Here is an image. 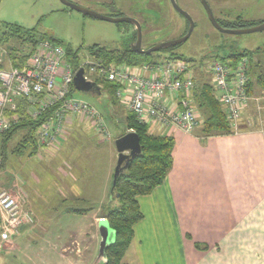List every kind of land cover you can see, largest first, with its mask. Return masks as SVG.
<instances>
[{
	"label": "crops",
	"instance_id": "0c3cea01",
	"mask_svg": "<svg viewBox=\"0 0 264 264\" xmlns=\"http://www.w3.org/2000/svg\"><path fill=\"white\" fill-rule=\"evenodd\" d=\"M250 104L256 105H246L242 121H250ZM252 120L250 128L242 125L243 131L232 135L209 136L202 121L189 135L172 132L173 167L152 194L138 197L144 219L135 226L125 264H264V111ZM111 138L99 134L85 116H70L55 143L38 146L34 155L21 148L16 156L22 168L38 180L40 170L27 166L32 159L43 173L52 174L54 185L66 194L59 201H87L97 208L83 215L61 209L63 215L84 219L74 231L66 224V233L59 227V233L56 229L45 236L52 227L48 221L55 217L50 216L21 226L20 234L7 242L0 236V264H18L20 259L23 264L106 263L99 258V223L104 217L99 213L117 203L113 181L118 153ZM12 188L22 189L18 178L5 189ZM32 235L42 240L36 252V240H27ZM54 236L60 244L54 243ZM27 251L34 258L26 257Z\"/></svg>",
	"mask_w": 264,
	"mask_h": 264
},
{
	"label": "rangeland",
	"instance_id": "374dc122",
	"mask_svg": "<svg viewBox=\"0 0 264 264\" xmlns=\"http://www.w3.org/2000/svg\"><path fill=\"white\" fill-rule=\"evenodd\" d=\"M67 1L103 16L126 17L137 20L142 26V47L145 50L179 39L187 29L186 20L174 10L170 0ZM206 1L214 17L221 24L234 27L232 29H241L237 27L239 25L245 26L242 28H248L264 24V0ZM177 2L179 7L188 13L195 22L194 32L187 43L177 46L175 50L167 49L152 54L150 61L152 63H165L172 59L171 56H175L189 66L191 75L196 81L202 82L201 84H213L214 80L210 72V66L215 61L230 65L232 62L231 55L250 52L254 54L248 67L250 77L254 83L251 96L260 97L264 92V84L260 87L256 82L260 76L264 78V31L244 35L221 33L211 25L207 13L199 0H177ZM3 23L14 24L24 29L38 28L40 34L47 35L53 43L62 46L65 50L71 48L73 51L80 52L83 61L90 59L87 54L88 50L95 45L105 46L110 50L123 51L132 48L136 42H134L136 28L133 25L111 23L85 16L67 8L62 0H0V24ZM19 44L17 39H11V42L0 45V54L4 58V68L11 65L8 59L11 48L23 49L24 52L30 50V46L24 45L23 48ZM106 85L108 83L102 84L103 90L101 88V93L97 91L85 93L75 90L74 96L90 103L100 112L111 137L114 139L113 148H115L117 137L125 131L126 117L132 112L126 107V99L117 100L118 102L107 101L106 96L110 94V91L106 90ZM106 102L110 104L109 107ZM249 106L250 121L244 120L241 123L247 124L241 125H248L250 128L252 125L249 122L253 124L254 120L252 118L255 114H260V110L254 104ZM25 134V131L17 133L12 141L9 142L8 150L3 153L0 139V190H8L5 188L13 181H16L17 178L19 179L22 189L18 190L24 203L23 211L29 213L31 218V221L24 222L23 226L34 225L35 219L37 220L38 218L55 216L52 221H48V224L52 226L51 230L44 228L49 230L44 233L45 236L53 235L56 229L59 233V227L63 228L65 232L67 229L66 224L70 231H74L77 227L84 224V219L77 215H63L59 211L71 208L88 213L91 209L97 208V206L89 204L87 201L75 202L69 200V202L64 204L59 200L61 195L66 196V194L63 189L60 192V189L54 185L52 174L43 173V168H40L32 159L28 161L27 166L37 167V170H40L37 175L39 179L36 180L32 174L28 173V169H23L20 165V158H17L16 155L21 151V149L18 151V148ZM102 149L107 150L108 148L104 146ZM27 151L32 152L33 150L28 147ZM7 152L13 154L11 158L7 157ZM3 154L4 156L2 157ZM4 157L5 159L3 160ZM65 161L67 160L62 161V163ZM62 169H66L65 166L62 165ZM12 189L11 191L13 192L17 191V188ZM29 199L31 212L29 210ZM105 211L107 209L100 212L99 215H102ZM44 224H46L45 221L41 222L40 227L42 228ZM40 232L42 231L40 230ZM45 239L47 240L48 238L46 237ZM27 240H36L33 247L35 252L40 242L42 243L41 237L37 235H32ZM54 240L55 244H60L56 236H54ZM98 248L100 249V247ZM72 251L73 249L69 250L70 253H73ZM20 257L22 256L20 255ZM26 257L34 258L33 254L28 251ZM12 259L17 260L16 257ZM20 260L18 264H23V260Z\"/></svg>",
	"mask_w": 264,
	"mask_h": 264
},
{
	"label": "built area",
	"instance_id": "2783aa9c",
	"mask_svg": "<svg viewBox=\"0 0 264 264\" xmlns=\"http://www.w3.org/2000/svg\"><path fill=\"white\" fill-rule=\"evenodd\" d=\"M3 65L4 58L0 54V139L18 123L17 116L7 114L18 110L20 100L27 101L28 113L33 119L54 109L39 129L37 141L41 147L58 140L70 116H85L99 134L111 139L100 112L74 96L77 71L67 62L62 46L43 41L22 68L12 65L4 68ZM248 67V58L238 61L235 67L218 61L210 66L212 85L234 134L241 132L244 108L249 102H255L259 113L264 111V92L257 98L248 93ZM81 68L85 69L88 81L99 79L117 85V98L127 100L126 107L139 122L158 129L163 135L172 136L176 131L189 135L200 126L194 101L195 79L181 59L130 67L105 65L90 58L83 61ZM23 208L19 190H0L2 241L18 236L24 222L31 221L30 214Z\"/></svg>",
	"mask_w": 264,
	"mask_h": 264
},
{
	"label": "trees",
	"instance_id": "16d2710c",
	"mask_svg": "<svg viewBox=\"0 0 264 264\" xmlns=\"http://www.w3.org/2000/svg\"><path fill=\"white\" fill-rule=\"evenodd\" d=\"M221 25L225 28H234L224 24ZM237 27L242 28L245 26L239 25ZM0 36V45L11 42V39H17L21 47L24 48V45L30 46L28 52L14 47L9 50L8 59L15 68H22L41 42L47 40L53 42L47 35L40 34L38 28L24 29L7 23L0 24ZM176 48L169 50H175ZM87 54L93 60L101 61L105 65L136 67L141 64H152L150 61L152 55L137 54L129 49L123 51L110 50L105 46L95 45L89 48ZM253 57L254 54L250 52L233 54L230 56L232 60L230 66L235 67L237 62L243 58H248L251 62ZM171 58L178 59L175 56H171ZM66 60L75 71H78L83 63L81 53L73 51L71 48L66 50ZM94 82L102 90V84L107 83L99 79H95ZM201 83L195 80L194 101L199 118L202 121L203 132L209 136L234 134L224 108L217 98L214 86L211 83ZM256 83L261 87L264 84L263 76H260ZM105 88L110 91V94L106 96L107 101L116 102L119 100L116 96L117 85L108 83ZM247 88L248 93L253 94L254 83L250 77L249 69ZM74 92L75 88L73 89ZM106 105L109 107L110 104L106 102ZM53 110L51 109L41 117L33 119L28 113L27 101L20 100L18 110L7 114L9 117L17 116L19 120L11 130L2 135V153L8 150L9 142L17 133L25 131L26 134L19 144L18 151L21 148L31 147L33 150L31 155H34L38 148L37 135L39 129L49 120ZM125 121V131L119 137L124 136L127 132H135L139 136L142 153L133 158L129 167L118 177L116 186L113 188V195L117 203L109 206L107 211L104 212L103 218L108 220L110 227L116 233L115 242L106 249L107 261L105 264H125V256L135 237V226L144 219L138 197L148 196L161 186L174 163L176 148L174 136L153 133L151 128L139 122L133 113H129ZM243 129L241 127L240 130L243 131ZM73 213L83 215L87 212L74 211Z\"/></svg>",
	"mask_w": 264,
	"mask_h": 264
},
{
	"label": "water",
	"instance_id": "95a60500",
	"mask_svg": "<svg viewBox=\"0 0 264 264\" xmlns=\"http://www.w3.org/2000/svg\"><path fill=\"white\" fill-rule=\"evenodd\" d=\"M62 2L67 8L77 11L85 16H90L98 20L107 21L111 23H128V24L133 25L136 28L137 39H136L135 44L132 47V50L137 54L149 56L157 52L185 44L191 38L194 32V29H195V22L192 20L190 15L179 7L177 0H170V3L172 7L174 8V10L178 12L179 14H181L182 16H184L189 22V29H188L187 34L179 39H176V40H173L167 43L159 44V45L151 47L150 49L144 50L142 48L143 30H142L141 24L137 20L132 19V18H126V17L103 16L93 11L79 7L78 5L70 3L67 0H62ZM199 2L205 9L207 16L211 24L213 25V27L217 29L218 31H220L221 33L244 35V34H251L255 32L264 31V24H261L255 27H248V28H241V29L224 28L219 24L217 19L214 17L213 12L209 4L207 3V1L199 0ZM85 74L86 72L84 68H80L76 72L74 76L75 90L80 91V92H85V93L91 92V91H97L98 93H101L102 91L101 87L96 82L88 81L85 78ZM115 146H116V150L118 153V161H117V166H116L115 174H114L113 188H115L117 179L121 175V173H123L129 167L130 161L142 153L140 139H139V136L135 132H129L125 134L124 136L119 137L115 141ZM99 231H100V236H101L99 258L101 260H106V249L108 246L112 245L115 242L116 233L110 227V224L106 218H103L100 221Z\"/></svg>",
	"mask_w": 264,
	"mask_h": 264
},
{
	"label": "flooded vegetation",
	"instance_id": "af4514ba",
	"mask_svg": "<svg viewBox=\"0 0 264 264\" xmlns=\"http://www.w3.org/2000/svg\"><path fill=\"white\" fill-rule=\"evenodd\" d=\"M181 15V14H180ZM182 16V15H181ZM185 20H186V22H187V29H186V31H185V33L182 35V37L183 36H185L186 34H187V32H188V29H189V22H188V20L184 17V16H182ZM210 21V20H209ZM218 21V20H217ZM219 22V21H218ZM211 23V22H210ZM219 24L221 25V23L219 22ZM212 25V24H211ZM213 26V25H212ZM222 26V25H221ZM223 27V26H222ZM225 28V27H224ZM229 29H232V28H229ZM136 38H137V32L135 33V40H134V42L136 41ZM190 40V39H189ZM188 40V41H189ZM187 41V42H188ZM186 42V43H187ZM142 44H143V42H142ZM183 45V44H182ZM182 45H180V46H182ZM143 48V47H142ZM129 50H132V48H129ZM145 50V49H144ZM133 51V50H132ZM134 52V51H133Z\"/></svg>",
	"mask_w": 264,
	"mask_h": 264
}]
</instances>
